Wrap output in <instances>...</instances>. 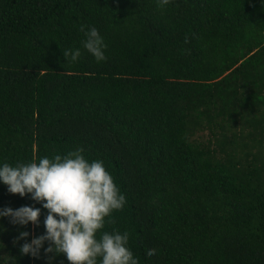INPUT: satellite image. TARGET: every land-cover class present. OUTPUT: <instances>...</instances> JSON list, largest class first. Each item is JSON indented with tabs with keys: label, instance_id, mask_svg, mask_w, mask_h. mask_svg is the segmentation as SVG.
<instances>
[{
	"label": "trees",
	"instance_id": "obj_1",
	"mask_svg": "<svg viewBox=\"0 0 264 264\" xmlns=\"http://www.w3.org/2000/svg\"><path fill=\"white\" fill-rule=\"evenodd\" d=\"M77 147L125 196L103 231L139 264H264V0H0V165ZM21 206L40 225L0 218V256L48 264L13 245L47 211L0 183V209Z\"/></svg>",
	"mask_w": 264,
	"mask_h": 264
},
{
	"label": "clouds",
	"instance_id": "obj_2",
	"mask_svg": "<svg viewBox=\"0 0 264 264\" xmlns=\"http://www.w3.org/2000/svg\"><path fill=\"white\" fill-rule=\"evenodd\" d=\"M168 3L169 0H160V6ZM80 31L84 34L83 49L97 62L106 60L107 45L99 31L94 26L85 30L84 25L80 26ZM62 54L73 62L82 55L79 48L65 50ZM83 152L82 147H77L63 156H43L38 161L18 162L14 166L8 162L0 165V183L7 186L10 194L21 198L27 195L47 211L44 234L28 242L30 233L21 231L13 245L24 240L20 254L36 259L43 248L48 264L60 255L68 264H139L128 247V232L103 231L106 218L122 210L126 198L103 161L89 162ZM40 216L41 208L33 206L0 209V218H8L9 223L21 227L29 224L39 227ZM107 223L115 221L107 219ZM157 251L149 249L147 256L152 257ZM0 257H7L8 264H15V258L10 255Z\"/></svg>",
	"mask_w": 264,
	"mask_h": 264
}]
</instances>
